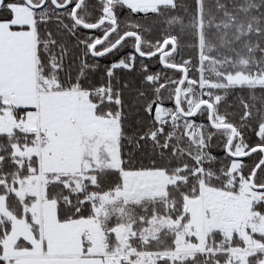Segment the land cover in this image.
I'll return each instance as SVG.
<instances>
[{
    "label": "snow or ice",
    "instance_id": "1",
    "mask_svg": "<svg viewBox=\"0 0 264 264\" xmlns=\"http://www.w3.org/2000/svg\"><path fill=\"white\" fill-rule=\"evenodd\" d=\"M0 264H264V0H0Z\"/></svg>",
    "mask_w": 264,
    "mask_h": 264
}]
</instances>
